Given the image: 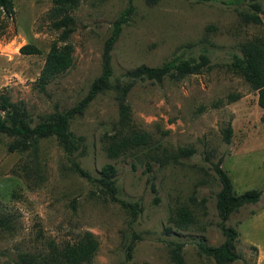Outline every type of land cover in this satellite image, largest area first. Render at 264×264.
Instances as JSON below:
<instances>
[{
  "label": "rangeland",
  "instance_id": "1",
  "mask_svg": "<svg viewBox=\"0 0 264 264\" xmlns=\"http://www.w3.org/2000/svg\"><path fill=\"white\" fill-rule=\"evenodd\" d=\"M12 1L10 16L0 12V92L22 100L33 118L72 105L100 73L103 39L127 0H78L72 8L76 27L69 36L72 63L53 76L44 91L35 80L57 34L46 16L51 0ZM245 3L132 0V16L111 50L112 79H121L124 70L139 63L158 65L172 54L209 55L208 67L200 72L160 82L138 79L127 94L131 121L153 134L157 152L182 147L193 151L156 166L151 186L140 159L105 153L102 134L117 117L112 89L96 94L71 118L70 129L82 139L69 157L90 177L106 162L114 166L115 196L138 205L129 222L131 211L76 172L52 136L38 140L34 161L0 142V208L10 218L7 227H0V264H17L21 253L41 254L48 240L61 244L84 230L94 234L97 247L82 264H173L168 240L183 242L185 264H215L198 252L196 242L200 236L212 245L223 239L216 225L219 182L212 168L218 159L236 193L261 191L257 201L225 220L238 231L235 249L240 254L226 264H264V108L256 103V90L264 83V15L252 13ZM26 42L39 51L21 53L18 48ZM237 44L247 50L255 77L228 64ZM227 124L231 131L226 142ZM180 205L190 209L192 221L185 229L172 227L166 233L168 216Z\"/></svg>",
  "mask_w": 264,
  "mask_h": 264
},
{
  "label": "trees",
  "instance_id": "2",
  "mask_svg": "<svg viewBox=\"0 0 264 264\" xmlns=\"http://www.w3.org/2000/svg\"><path fill=\"white\" fill-rule=\"evenodd\" d=\"M242 0H237L240 2ZM247 9L257 15H264V4L259 0H244ZM78 0H51L46 16L53 29L57 31L56 37L50 41L49 47L44 55L40 70L36 77L37 87L44 91L46 83L55 75L65 71L73 60V46L69 36L76 27L75 16L72 8ZM14 11L12 0H0V12L10 16ZM132 0H127L125 6L111 21V27L107 36L103 39L101 52V70L98 75L89 82L84 95L75 103L63 108H56L49 112L39 114L33 118L27 112L22 100H11L8 94L0 92V142H3L8 151H20L30 155L29 159L34 161L38 140L42 137L52 136L60 145L66 156H71L79 147L82 136L75 134L69 127L71 118L75 114L82 113L89 101L99 92L107 89L113 90V97L117 105V117L110 128L103 132L104 150L108 157L132 155L142 162V171L154 185V170L156 166L162 165L169 159L176 160L178 157L188 156L193 148H178L177 152L156 151L153 134L141 127H137L131 121L127 94L132 84L138 79H150L160 82L165 77L179 79L189 73L200 72L203 67L207 68L209 55L207 51L200 52L197 57L181 56L172 54L158 65H147L139 63L134 67L123 71V77L111 78L112 69L110 56L113 44L116 41L123 24L132 16ZM21 53H35L39 49L32 43L26 42L19 46ZM229 65L240 70L248 78L257 75L247 50L237 44L236 50L229 54ZM256 103L264 108V83L256 90ZM231 127L227 124L224 128V140L227 142ZM73 168L80 175L93 181L96 187L110 200L118 201L124 208H128L133 221L138 205L136 202L123 200L115 196V168L106 162L99 169V174L90 177L76 160L69 157ZM212 168L219 182V188L215 193V207L218 220L216 225L220 229L223 239L217 245L208 244L204 237L200 236L196 244L198 252L209 256L215 264H226L237 258L240 254L235 249V241L238 231L234 226L226 225L228 215L247 203L258 200L261 191L257 188L245 189L236 193L226 170L221 167L220 159L212 163ZM9 215L0 208V227L9 225ZM169 224L164 228L166 233L175 228H187L192 221V213L185 205L177 206L173 214L168 216ZM168 255L173 264H185L182 255L183 242L179 240H168ZM97 242L94 234L84 230L77 238L65 241L61 244L53 240L47 241V250L41 254L21 253L17 264H82L89 262L95 253ZM255 247V246H253ZM132 240L126 244V256L130 255Z\"/></svg>",
  "mask_w": 264,
  "mask_h": 264
}]
</instances>
